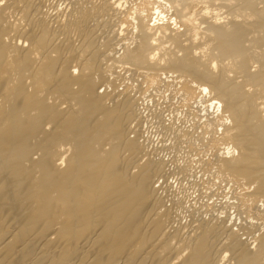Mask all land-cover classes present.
Masks as SVG:
<instances>
[{
  "label": "bare ground",
  "instance_id": "1",
  "mask_svg": "<svg viewBox=\"0 0 264 264\" xmlns=\"http://www.w3.org/2000/svg\"><path fill=\"white\" fill-rule=\"evenodd\" d=\"M121 2L0 0V264H264L263 221L235 229L241 221L196 219L200 205L189 224L172 220L164 162L129 136L134 88L98 91L121 69L145 88L177 83L185 107L220 109L202 125L215 175L250 188L234 196L238 212L264 210V0H156L135 14Z\"/></svg>",
  "mask_w": 264,
  "mask_h": 264
},
{
  "label": "rangeland",
  "instance_id": "2",
  "mask_svg": "<svg viewBox=\"0 0 264 264\" xmlns=\"http://www.w3.org/2000/svg\"><path fill=\"white\" fill-rule=\"evenodd\" d=\"M51 0H46V3ZM60 0H56V4L59 3ZM63 1V0H62ZM123 1H126V2H123ZM130 3H128V2ZM135 1V2H134ZM158 1V0H157ZM47 3L48 5H50L51 3ZM52 2L55 3V0H53ZM121 2V0H120ZM123 2V3H122ZM121 4H123V8H126L125 10H133V9H137V10H134L132 11L134 14L136 12H139L141 10H144L149 4L150 7L149 8H153V7H157V4L158 2H156V0H122ZM157 4H155V3ZM45 3V5H46ZM52 3L53 5H50V6H54L55 4ZM63 3V6L61 4V2L59 3V5L61 6L58 7L59 5H55L53 8L55 7H58V8H55L59 11H64L66 9H70V4L68 2ZM68 3V4H67ZM125 3V4H124ZM151 3H152V6H151ZM65 4L69 5V6H65ZM131 4V5H130ZM155 4V5H154ZM47 6V5H46ZM44 8V10H46V8L48 7V10L51 12L52 11V7L50 6H47ZM159 6V5H158ZM50 7V8H49ZM67 7V8H66ZM155 7V8H156ZM132 8V9H131ZM153 8V9H155ZM51 9V10H50ZM62 9V10H61ZM124 10V9H122ZM67 11V10H66ZM161 11H164L161 9ZM53 12V11H52ZM131 12V11H130ZM165 12V11H164ZM162 12V13H164ZM152 13H155V12H152ZM132 14V13H131ZM166 14V13H165ZM133 17H135L134 15H132ZM131 15H130V20L133 18ZM158 15L156 16V14H154V16H152V22L151 24H153V22L155 21L156 22V19ZM130 20H127L124 24L125 26L123 27L122 25V29H129L127 30L128 31H131V29H133V23H134V18L132 19L133 22L131 23ZM131 20V21H132ZM128 23V24H127ZM130 24V25H129ZM116 25H119V24H116ZM130 27H129V26ZM132 26V27H131ZM173 27L175 26L176 29L178 30H181L183 27L180 26L179 23H176L174 25H172ZM117 27V26H115ZM120 28L117 29L116 28H113L116 29L114 30L115 32H118V33H122V36L125 35V37L128 39V36H126V31L123 30L121 31V26H119ZM127 27V29L125 28ZM134 31V30H133ZM126 32V33H124ZM129 33V39L131 37H134V34L135 32H128ZM127 33V34H128ZM133 35V36H130V35ZM121 36V34H120ZM121 36V37H122ZM124 37V38H125ZM123 38V37H122ZM123 38V39H124ZM126 39V40H127ZM102 39H100L99 43H101ZM127 42V41H126ZM117 49H120L119 47ZM118 51V50H117ZM121 51H119L120 53ZM121 54V53H120ZM119 56V54L117 55ZM116 56V57H117ZM116 71L118 73H116L117 75L116 76H119V78L117 77L116 78V83L114 84V86H110L108 89L105 90V88L103 86H98V91L100 93H103V92H109L111 93V91H113L115 89V91L117 92H121L123 90V88L125 86H128V87H132L134 88L132 91L133 94H134V97H135V100L136 102L138 103L137 104V107L139 108V115H140V118L138 119V121H135V123L133 122V124H131V134H129V136H135V134H138L136 136H139L138 138H140V140L144 141L146 140V146L148 145V150H155V153H157V158L162 160L165 164V177L163 180L160 181V186L164 185L166 187H163L165 190L163 192L165 193H162L160 194V196L162 195L161 198H164L165 201L164 202V206L167 208H174L176 209L175 213H173L172 217L174 220V217H175V220L176 221H179L181 222L180 224L183 225V223L185 224H189L191 221L188 222V220H192L191 218V214H189L188 212L195 207H197V205H200L202 207V209H197L196 211H194L195 209H193V216L196 217V219L200 216V219L201 220H204L206 219V221H212L213 220V217H217V218H214L215 219H218V220H224V221H227L229 222L230 225L233 224H237L239 223V221H241L237 227L235 226V229L238 227L241 228L245 226V224H248L246 222H252V224L254 223L256 225L257 222H261L263 221L264 222V210H262L263 208L260 206L261 204L259 202L257 203H254L252 204L251 202L247 203V206L246 208L248 209L247 212H244V214L242 213V210H240L238 212V209L234 206L235 202H238V201H234V198L237 197L238 195V192H239V195H241L242 191L244 192H249L250 191V188L248 187H243L240 185V184H236L234 182H230L229 180H226L224 178L222 179H218L215 175V165H216V158H215V154L218 155V151L216 150V148L212 147L211 144H209L210 142V139H211V135L207 132H205V128H203V122L205 121V117H206V114H208V116L212 117L213 119H217V117L219 118V116H221V110L219 109L218 112H216V107H215V110L212 109H208V113L204 114L205 112L203 111V108L201 107L200 104H197L196 106L193 105V106H188V107H185V105H183V103H181V99L179 97V95L176 93V88H177V83H176V86L173 85V79H171L170 76L173 77V74L169 75L167 74V77L166 75L162 76L163 79H166L164 81V83H171L170 87L168 89H161V88H158L157 89H154V88H148L146 86V88L144 87L145 85H142L141 84V78H139L137 75V77L135 75H133L130 71H123L121 69H116ZM131 73V76H130V73ZM127 75V76H126ZM134 76V77H133ZM136 77V78H135ZM167 77V78H166ZM121 78V79H120ZM130 80H128V79ZM133 78V79H131ZM135 79V80H134ZM162 79V80H163ZM119 80V81H118ZM125 83H123V82ZM138 83V84H137ZM174 83V84H175ZM133 85V86H132ZM142 87H141V86ZM173 85V86H172ZM175 89H172V87ZM113 87V88H111ZM137 88L139 89V91L137 92ZM171 88V89H170ZM149 89V90H147ZM178 89V88H177ZM104 90V91H103ZM136 90V92H135ZM103 91V92H102ZM149 91V92H148ZM160 91V92H159ZM163 91V92H161ZM169 91V92H168ZM173 91V92H172ZM151 92V93H150ZM143 93V94H142ZM145 93V95H144ZM176 93V94H175ZM136 94V95H135ZM159 94V95H158ZM150 95V96H149ZM178 95V96H177ZM145 96V97H144ZM154 96V97H153ZM159 98V99H158ZM208 98V96H207ZM206 98V99H207ZM153 100V103L151 102ZM159 100V101H158ZM164 100V101H163ZM156 102V103H155ZM180 102V103H179ZM159 103V104H158ZM179 103V104H178ZM150 105V106H149ZM156 105V106H155ZM162 107H161V106ZM154 107V108H152ZM160 107V108H159ZM179 107V108H178ZM187 108V109H186ZM198 108V109H197ZM189 110V111H188ZM192 110V111H191ZM188 111V112H186ZM203 111V112H202ZM215 111V112H214ZM162 112V113H161ZM200 112V113H199ZM193 113V114H192ZM198 113V114H197ZM212 113H213V116H212ZM216 113V114H215ZM161 114V115H160ZM164 114V116H163ZM186 114V115H185ZM211 114V115H209ZM194 115V116H193ZM217 115V116H216ZM157 116H160V117H157ZM201 116V117H200ZM155 117V118H154ZM158 118V120H157ZM143 122H142V120ZM171 120V121H170ZM153 121V122H152ZM196 122V123H195ZM199 122V123H198ZM143 123V124H142ZM194 123V124H193ZM167 124V125H166ZM143 125V126H142ZM193 125V126H192ZM143 129H142V127ZM172 126V127H171ZM185 126V127H183ZM196 126V127H195ZM168 129H167V128ZM189 127V129H188ZM202 127V128H201ZM141 128V129H139ZM176 128V129H174ZM193 128V129H192ZM220 128V130H219ZM141 130V132L139 130ZM172 129V130H170ZM185 129L187 131H189V134H191V137H190V143H188L187 141L184 140V142L180 141V142H177L176 139L178 138L177 136V132L179 133V130L181 131H185ZM221 127H216L215 128V136H219L220 135V131H221ZM138 130V132H137ZM194 130V131H193ZM198 130V131H197ZM133 131V132H132ZM134 131H135V134H134ZM200 131V132H199ZM140 132V133H139ZM200 134V136H199ZM219 134V135H218ZM135 136V137H136ZM143 136V137H142ZM166 136V137H165ZM177 137V138H176ZM201 138V140L197 139V138ZM142 138V139H141ZM145 138V139H144ZM191 138H194V139H191ZM210 138V139H209ZM204 139V140H203ZM178 140V139H177ZM193 140V141H192ZM179 141V140H178ZM145 142V141H144ZM150 142V143H149ZM159 142V143H158ZM192 142V143H191ZM188 143V144H187ZM156 144H158L156 146ZM186 144V145H185ZM192 144V145H191ZM179 145V146H178ZM191 145V146H190ZM198 145V146H197ZM210 145V146H209ZM150 146V147H149ZM154 146V147H153ZM156 146V147H155ZM159 146V147H158ZM182 146V148H181ZM193 146V147H192ZM164 147V148H163ZM175 147V148H174ZM185 149H184V148ZM179 149V151H178ZM161 150V151H160ZM174 150V151H173ZM192 150V151H191ZM196 150V151H195ZM211 150V151H210ZM216 150V151H215ZM180 152V153H179ZM196 152V153H195ZM221 152V151H220ZM160 153V154H159ZM183 154V155H182ZM192 155V156H191ZM181 156V157H180ZM185 156V157H184ZM219 156V155H218ZM175 157V158H174ZM180 157V158H178ZM185 160H184V158ZM187 157V158H186ZM196 157V158H194ZM217 157V156H216ZM173 159V160H172ZM176 159V160H175ZM192 162H191V161ZM175 161V162H174ZM194 162V163H193ZM203 164H202V163ZM210 162V163H209ZM174 163V164H173ZM177 163V165L175 164ZM186 163V164H185ZM188 167L190 168H186V166L188 165ZM181 164V165H180ZM205 164V165H204ZM172 165V166H171ZM174 165V166H173ZM213 165V166H212ZM183 166V167H182ZM200 166V167H199ZM211 166V167H210ZM170 169H169V168ZM206 167V168H205ZM184 168V173H186V176H184L185 174L182 173L181 171L183 170ZM169 169V171H168ZM205 172H203L204 170ZM209 169V170H208ZM212 169V170H211ZM176 170V171H175ZM178 170H180V173L178 172ZM189 171V172H188ZM191 171V172H190ZM212 171V172H211ZM200 172V174H199ZM208 172V174L206 173ZM214 172V173H213ZM188 173L190 174L189 176ZM210 173V174H209ZM184 174V175H183ZM191 174H194V175H191ZM168 175V176H167ZM192 176V177H191ZM199 176V177H198ZM212 176V177H210ZM198 179H197V178ZM201 177V178H200ZM207 177V178H206ZM210 177V178H209ZM216 177V178H215ZM189 178V179H188ZM166 179V180H165ZM169 179V180H168ZM185 179V180H184ZM208 179V180H207ZM216 179V180H215ZM224 179V180H223ZM188 180V182H187ZM214 180V181H213ZM218 181V182H217ZM163 182V183H162ZM166 185H165V183ZM211 182V183H210ZM213 182V183H212ZM168 183V184H167ZM200 183V184H199ZM158 186V185H157ZM158 187V189H160ZM168 187V188H167ZM252 188V187H251ZM249 189V190H248ZM248 190V191H247ZM252 190V189H251ZM173 193H172V192ZM161 192V191H159ZM169 192V193H168ZM176 192V193H175ZM233 192V193H232ZM241 192V193H240ZM244 192V193H245ZM176 195H175V194ZM236 193V194H235ZM172 194V195H171ZM164 195V196H163ZM178 195V196H177ZM210 195V196H209ZM236 195V196H235ZM238 195V196H239ZM168 196V198L166 197ZM171 198H170V197ZM235 196V197H234ZM166 198V199H165ZM177 198V199H176ZM170 199V200H169ZM179 199V205L177 207H174L175 204L174 202ZM190 199V200H188ZM163 200V199H162ZM174 200V201H173ZM186 200V201H185ZM188 200V201H187ZM200 200V201H199ZM168 204H167V202ZM171 201V202H169ZM180 201L181 204H180ZM199 201V202H198ZM201 201H202V204H201ZM209 201V202H208ZM232 201H233V204H232ZM192 202V203H191ZM210 204H208V203ZM218 202V203H217ZM227 202V203H226ZM231 202V203H230ZM173 203V204H172ZM198 203V204H197ZM239 203V202H238ZM259 203V204H258ZM193 204V206H192ZM196 206H195V205ZM217 205V207H212V205ZM233 205V207H231V205ZM171 205V206H170ZM191 205V208L188 209ZM205 205V206H203ZM240 205V203H239ZM257 205V206H256ZM199 206V207H200ZM222 206V207H221ZM226 206V207H225ZM200 207V208H201ZM208 209H207V208ZM210 207V208H209ZM185 208V209H184ZM206 208V209H205ZM174 209H171V210H174ZM188 209V211H187ZM211 211H210V210ZM212 209H215V210H212ZM236 209V210H235ZM200 210V211H198ZM202 210V212H201ZM222 210V211H221ZM259 210V211H258ZM177 211V212H176ZM200 213H198V212ZM208 212L207 214L205 212ZM220 211V213H219ZM240 214H238L237 212ZM261 211V212H260ZM185 212V213H184ZM187 212V213H186ZM204 212V213H203ZM215 212V213H213ZM219 214H218V213ZM192 213V212H190ZM197 213V215L195 216V214ZM202 213V214H201ZM210 213V214H209ZM247 213V214H245ZM178 214V215H176ZM181 214V215H180ZM185 214V215H184ZM213 214V215H212ZM217 214L221 217H218ZM221 214V215H220ZM176 215V216H175ZM189 215V216H188ZM216 215V216H215ZM236 215V216H235ZM179 216V217H178ZM184 216V217H183ZM225 216V218L223 217ZM242 216V217H241ZM188 217V218H186ZM193 217V218H194ZM205 217V219H204ZM230 217V218H228ZM237 217V218H236ZM239 217V218H238ZM177 218V219H176ZM181 218V219H180ZM203 218V219H202ZM221 218V219H220ZM227 218V219H226ZM237 220H236V219ZM243 218V219H242ZM180 219V220H179ZM185 219V220H183ZM195 218L193 219V222L196 220ZM199 219V218H198ZM235 219V220H234ZM246 219V220H245ZM232 220V221H231ZM186 221V222H184ZM231 221V222H230ZM237 221V223H235ZM256 221V222H255ZM245 223V224H244ZM185 224V225H186ZM253 224V226H255ZM258 224V223H257ZM240 234H242V232H240ZM242 239H245L247 236L246 235H241ZM244 237V238H243ZM247 238H250V237H247Z\"/></svg>",
  "mask_w": 264,
  "mask_h": 264
}]
</instances>
